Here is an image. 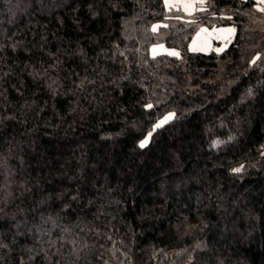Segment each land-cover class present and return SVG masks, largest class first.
<instances>
[{
    "label": "trees",
    "instance_id": "1",
    "mask_svg": "<svg viewBox=\"0 0 264 264\" xmlns=\"http://www.w3.org/2000/svg\"><path fill=\"white\" fill-rule=\"evenodd\" d=\"M0 264H264L255 0H0Z\"/></svg>",
    "mask_w": 264,
    "mask_h": 264
},
{
    "label": "crops",
    "instance_id": "2",
    "mask_svg": "<svg viewBox=\"0 0 264 264\" xmlns=\"http://www.w3.org/2000/svg\"><path fill=\"white\" fill-rule=\"evenodd\" d=\"M166 7H175L182 10L186 14L193 13L196 8L204 3L206 0H163ZM256 8L261 10L264 8V0H255ZM185 5L189 7L185 8ZM231 29V31H227ZM234 36V29L232 25L218 26V27H200L192 37L189 43V49L195 52H220L226 48L227 44ZM219 50V51H218Z\"/></svg>",
    "mask_w": 264,
    "mask_h": 264
},
{
    "label": "rangeland",
    "instance_id": "3",
    "mask_svg": "<svg viewBox=\"0 0 264 264\" xmlns=\"http://www.w3.org/2000/svg\"><path fill=\"white\" fill-rule=\"evenodd\" d=\"M204 5H205V2L204 3H202L201 5H199L197 8H196V10L198 9V8H203L204 7ZM166 9L167 10H172V9H174V10H179V11H181L182 13H184L182 10H180V9H178V8H175V7H170V8H168V7H166ZM196 10L193 12V13H191V14H186V13H184L185 15H187V16H192V15H194V13L196 12ZM203 26V25H202ZM202 26H200V27H202ZM225 26V25H224ZM199 27V28H200ZM206 27V26H205ZM214 27H218V26H214ZM233 27V26H232ZM198 28V29H199ZM209 28V27H208ZM211 28V27H210ZM233 29H234V27H233ZM197 32V31H196ZM229 44V43H228ZM228 44H227V46H228ZM226 46V47H227ZM150 52H151V54L152 55H156V54H170V55H173L172 53H177L176 54V56L179 54V52H178V50L177 49H175V48H170V47H167V46H164L163 44H155V45H152L151 46V49H150ZM169 114H171V115H169ZM167 117V118H166ZM173 117V113H167L166 115H164L162 118H160L156 123H155V125H154V128H156V127H158V126H160V125H162V124H164L165 122H167L168 120H170L171 118ZM149 136V135H148ZM148 136H146L142 141H145L144 142V144H146V142L148 141Z\"/></svg>",
    "mask_w": 264,
    "mask_h": 264
},
{
    "label": "snow or ice",
    "instance_id": "4",
    "mask_svg": "<svg viewBox=\"0 0 264 264\" xmlns=\"http://www.w3.org/2000/svg\"><path fill=\"white\" fill-rule=\"evenodd\" d=\"M203 2V0H201V3ZM166 3H167V0H166ZM189 7V5H185V8H186V10H187V8ZM262 11H264V8H262L261 9ZM154 28H155V26H153ZM227 31H231V29H228ZM219 51V50H218ZM173 55H176L177 53H172ZM169 115H171V114H169ZM167 118V117H166ZM144 142L145 141H141L140 142V146L141 147H143L144 146ZM231 171H233V172H239L240 171V168L239 167H237V168H233Z\"/></svg>",
    "mask_w": 264,
    "mask_h": 264
}]
</instances>
